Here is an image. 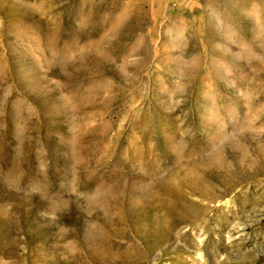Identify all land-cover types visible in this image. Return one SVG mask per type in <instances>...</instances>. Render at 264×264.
<instances>
[{"label": "rangeland", "instance_id": "obj_1", "mask_svg": "<svg viewBox=\"0 0 264 264\" xmlns=\"http://www.w3.org/2000/svg\"><path fill=\"white\" fill-rule=\"evenodd\" d=\"M0 264H264V0H0Z\"/></svg>", "mask_w": 264, "mask_h": 264}]
</instances>
